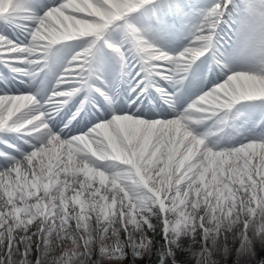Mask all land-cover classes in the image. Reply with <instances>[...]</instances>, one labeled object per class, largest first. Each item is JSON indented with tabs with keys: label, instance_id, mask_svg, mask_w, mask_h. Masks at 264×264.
Listing matches in <instances>:
<instances>
[{
	"label": "snow or ice",
	"instance_id": "6c2138e0",
	"mask_svg": "<svg viewBox=\"0 0 264 264\" xmlns=\"http://www.w3.org/2000/svg\"><path fill=\"white\" fill-rule=\"evenodd\" d=\"M229 236L236 264L264 237V0H0V264Z\"/></svg>",
	"mask_w": 264,
	"mask_h": 264
},
{
	"label": "rangeland",
	"instance_id": "374dc122",
	"mask_svg": "<svg viewBox=\"0 0 264 264\" xmlns=\"http://www.w3.org/2000/svg\"><path fill=\"white\" fill-rule=\"evenodd\" d=\"M155 239L160 243H163V234L159 227L156 228ZM181 243L187 244L188 239L186 237L182 238ZM227 247L230 249L229 254L224 255L221 252L215 254L214 259L217 264H236L237 257L235 255V249L238 247V241L234 242L233 237L229 236ZM178 259L183 260L184 257L178 255ZM137 264H148V261L147 259L140 260L137 261ZM193 264H195L194 260ZM240 264H264V241L254 238L252 251L243 257Z\"/></svg>",
	"mask_w": 264,
	"mask_h": 264
},
{
	"label": "clouds",
	"instance_id": "9594fccd",
	"mask_svg": "<svg viewBox=\"0 0 264 264\" xmlns=\"http://www.w3.org/2000/svg\"><path fill=\"white\" fill-rule=\"evenodd\" d=\"M260 240L264 241V237H261Z\"/></svg>",
	"mask_w": 264,
	"mask_h": 264
}]
</instances>
